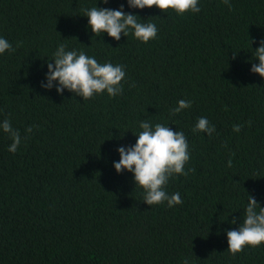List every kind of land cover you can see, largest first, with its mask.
Instances as JSON below:
<instances>
[{
  "label": "trees",
  "instance_id": "obj_1",
  "mask_svg": "<svg viewBox=\"0 0 264 264\" xmlns=\"http://www.w3.org/2000/svg\"><path fill=\"white\" fill-rule=\"evenodd\" d=\"M101 2L0 0V37L14 49L0 54V123L21 137L11 153L0 129V264H264V244L233 254L226 237L242 223L247 196L264 208V79L251 72L264 0L230 8L198 0L200 12L182 15ZM94 6H123L155 23L157 35L147 43L131 30L119 41L94 35L84 12ZM61 43L124 66L122 94L85 100L57 94V82L44 89ZM180 100L191 107L172 115ZM200 117L215 126L211 135L193 131ZM144 120L187 139V175L165 186L179 205L148 206L132 173L113 168Z\"/></svg>",
  "mask_w": 264,
  "mask_h": 264
},
{
  "label": "clouds",
  "instance_id": "obj_2",
  "mask_svg": "<svg viewBox=\"0 0 264 264\" xmlns=\"http://www.w3.org/2000/svg\"><path fill=\"white\" fill-rule=\"evenodd\" d=\"M107 2L108 0H102L101 3ZM224 3L231 7L230 0H224ZM127 5L130 9L156 7L162 13L172 9L178 15L187 12L198 13L201 10L198 0H127ZM84 12L88 19V27L94 35L106 33L115 41L120 40L121 34L126 37L131 30L136 39L147 43L154 39L158 32L155 23L141 22L137 15L125 14L123 6L115 10L94 6L84 9ZM248 42L249 46L254 43L249 39ZM6 50L14 51L9 41L0 37V54ZM254 55L259 63L252 65L251 72L264 79V40L260 42ZM54 57L55 59L47 64L46 82L42 84L44 89L51 90L53 82H57L55 88L57 94L67 89L85 100L103 92L110 97L122 94L121 81L126 75L124 66L101 64L83 51L66 50L63 43L57 47ZM190 107L191 101L180 100L178 106L172 109V115ZM139 127L142 131L136 136L135 145L121 146L117 149L120 159L113 164L115 172L119 174L123 170L132 173L136 187L144 190V203L148 206L165 201L169 207L183 203L178 192L169 195L165 186L173 175H187L184 166L190 157L184 133L173 131L162 123L153 125L150 120L141 121ZM241 128L242 125H234L233 131L239 132ZM0 129L12 140L8 151L15 153L21 143L19 131L12 127L8 119L0 123ZM31 131V127L26 129V132ZM193 131L211 135L215 131V126L210 125L207 118L200 117ZM232 223H236L235 219ZM226 237L227 251L233 254L241 252L246 245L254 248L264 244V208L259 206L254 197L247 196V207L242 223L235 230L228 231ZM183 264H188V260H184Z\"/></svg>",
  "mask_w": 264,
  "mask_h": 264
}]
</instances>
